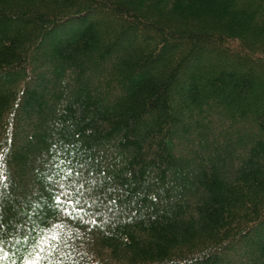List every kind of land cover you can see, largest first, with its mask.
<instances>
[{
    "label": "trees",
    "instance_id": "obj_1",
    "mask_svg": "<svg viewBox=\"0 0 264 264\" xmlns=\"http://www.w3.org/2000/svg\"><path fill=\"white\" fill-rule=\"evenodd\" d=\"M0 240L264 264V0H0Z\"/></svg>",
    "mask_w": 264,
    "mask_h": 264
},
{
    "label": "snow or ice",
    "instance_id": "obj_2",
    "mask_svg": "<svg viewBox=\"0 0 264 264\" xmlns=\"http://www.w3.org/2000/svg\"><path fill=\"white\" fill-rule=\"evenodd\" d=\"M69 173L71 174V169H69ZM70 179V177H69ZM56 200L57 202H61L62 200L64 201V203L67 205V206H71L73 205L74 201H73V198L71 197H66V196H62V195H57L56 196ZM64 211L65 212H69L70 211V208L69 207H64ZM2 246H3V241L0 240V250H2ZM26 264H28V262H26Z\"/></svg>",
    "mask_w": 264,
    "mask_h": 264
},
{
    "label": "rangeland",
    "instance_id": "obj_3",
    "mask_svg": "<svg viewBox=\"0 0 264 264\" xmlns=\"http://www.w3.org/2000/svg\"><path fill=\"white\" fill-rule=\"evenodd\" d=\"M52 201H53V200H52ZM50 204H51V202H49V203H48V202H45V205H44V206H45V207H46V206L49 207Z\"/></svg>",
    "mask_w": 264,
    "mask_h": 264
}]
</instances>
